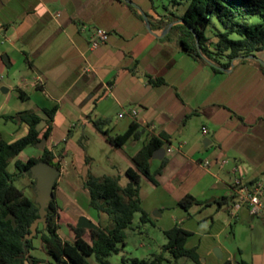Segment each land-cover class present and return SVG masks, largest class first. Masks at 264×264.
Wrapping results in <instances>:
<instances>
[{
	"label": "crops",
	"instance_id": "crops-1",
	"mask_svg": "<svg viewBox=\"0 0 264 264\" xmlns=\"http://www.w3.org/2000/svg\"><path fill=\"white\" fill-rule=\"evenodd\" d=\"M130 1L139 8L126 0H0L1 76L4 71L23 76L19 84L3 88L5 103L14 93L22 105L8 114L0 110V117L33 111L42 116L38 127L43 130L44 109L56 107L45 146L61 165L65 155L77 154L79 171L87 165L88 172L94 157L84 138L96 140L94 132L108 142L94 119L108 120L104 127L116 129L115 134L138 124L137 138L114 147L122 150L118 156L128 162L127 168H135L131 157L151 135H166L162 147L176 150L153 157L151 170L162 167L156 175L159 184L142 178L148 183L141 188V204L153 225L165 237L164 230L177 223L189 230L186 246L196 248L201 264H264V216L253 215L247 205L236 213L231 210L234 167L251 184L264 181V50L256 57L233 59L230 70L216 71L182 50L176 39H168L166 28L151 24L149 30L141 10L154 25L165 13L154 0ZM96 28L109 34L93 47ZM150 77L163 82L152 83ZM134 109L136 118L126 113ZM11 122L13 138L8 142L26 135L29 127ZM78 128L90 130L76 132ZM32 153L24 160L41 156L42 150ZM224 159L228 162L223 165ZM206 160L207 166L202 165ZM57 190L65 202L79 205L59 185ZM186 195L206 203L186 210L179 205ZM82 196L88 204V192ZM178 262L198 264L189 257Z\"/></svg>",
	"mask_w": 264,
	"mask_h": 264
},
{
	"label": "trees",
	"instance_id": "trees-1",
	"mask_svg": "<svg viewBox=\"0 0 264 264\" xmlns=\"http://www.w3.org/2000/svg\"><path fill=\"white\" fill-rule=\"evenodd\" d=\"M130 3V2H129ZM172 6L186 3L184 13L177 14L166 6L156 28H167L171 22L184 20L185 23L174 24L166 34L177 30V40L180 48L189 54L209 63L216 71L229 68L232 60L264 50V0H169ZM132 4V3H130ZM215 19L221 29L215 25ZM210 27L213 34H207ZM152 83H161L162 79L150 77ZM21 97L25 98L21 92ZM56 107L44 109L47 116L45 128L39 129L43 118L33 111L20 112L6 116V119L18 120L28 124L26 135L8 142L0 134V264H92L88 257L94 255L100 264H112L108 259L118 253L121 246L126 245L125 229L133 227L135 215L138 213L140 224H153L152 216L142 207L141 181L143 176L155 184H159L156 175L162 167L154 172L151 162L154 152L162 147L166 135H151L138 152L131 157L135 168L128 167L125 174L129 181L121 185V174H107L97 177L88 172L83 179V187L89 194L88 206L97 212L98 228L90 229V240L85 237L86 228L68 223L70 233L68 238L60 233V206L54 187V198L48 208L47 224H40L37 234L27 239L32 222L39 216V205L35 198L28 196L24 190L15 184L20 177L30 176L31 167L40 160L49 162L61 169V160L57 159L52 148L45 146L39 157L31 156L22 160L19 156L28 146H36L48 138L52 131V123ZM106 119H94L93 123L106 140L115 148H121L132 138H137L138 124L132 122L123 133L112 134L110 128H105ZM14 160V170H10ZM91 158H86V164ZM166 161H163L162 166ZM31 177V176H30ZM31 186L34 179L31 177ZM192 195H186L179 205L189 210L195 204H205ZM167 242L163 244L160 253L149 258H131L134 264H179L181 257H189L201 264L196 248L186 246L191 232L177 223L172 228L164 230ZM40 237L46 248L48 258H42L34 253V239ZM170 254L171 258L166 254ZM125 261V255L123 256ZM224 264H230L225 262Z\"/></svg>",
	"mask_w": 264,
	"mask_h": 264
},
{
	"label": "rangeland",
	"instance_id": "rangeland-1",
	"mask_svg": "<svg viewBox=\"0 0 264 264\" xmlns=\"http://www.w3.org/2000/svg\"><path fill=\"white\" fill-rule=\"evenodd\" d=\"M156 9L163 13L166 12V6L170 8V10H174L177 14H182L185 11L186 3H182L178 6H172L169 3V0H154ZM215 25L221 29L220 23L217 19H215ZM214 27H210L207 30L208 35L213 34ZM170 36L175 38L177 37V30H173L170 32ZM7 70V66H5ZM22 74L17 72L15 75H7V72L4 71L3 75L1 76L0 72V110H5L3 112L10 113L11 109L15 110L18 109V106L22 105V102L17 99L16 95L12 93L11 99L8 103L4 102V98L8 95V93H4L3 88H12L14 85L19 84L22 81ZM33 90L29 91V94H32ZM14 112V111H13ZM116 119L114 116L112 117V121L109 123L110 126H113L114 121ZM13 120L6 121L5 118L0 117V134L6 140H10L13 138L11 134V129L14 127V123L11 122ZM90 129H80L78 128L76 132H88ZM117 132L116 129H111V133L115 134ZM96 140L89 139L85 137L83 140L84 146L89 145V152L94 157L91 161V169L90 173L97 176L102 177L107 174H121V185H126L129 181L128 176L125 174V169L128 166V162L121 159L118 156V153H122V150L116 152L115 148L108 144L105 140L98 138V136L93 132ZM63 145L58 146L60 150ZM45 147V145H44ZM43 147V148H44ZM43 148L36 146H29L25 151L20 154V158L24 160V158L28 154H33L32 151L43 150ZM76 155V157H75ZM73 155L70 153L69 155H65L62 165H61V175L58 178V185L60 188L65 192L66 195L76 199L79 201V205L72 204L71 202H65L62 199V192L56 191V196L58 204L60 206V214L62 218H59V222L61 224L60 233L62 237L68 238L70 229L68 227V223L71 225H76L78 221V217L82 214L88 216L93 221L98 223L97 212L90 208L88 204L84 202V196L86 194V190L83 188V174L85 171V166H83L80 171L78 169L77 163L78 155ZM113 164L116 165V168H113ZM9 169L12 171L15 169L14 167V160L11 161ZM147 180L144 178L142 180V186L145 189L147 187ZM15 184L22 188L24 192L32 197L35 198L36 194L34 192L33 187L31 186V177L30 176H23L20 177ZM82 194V195H81ZM79 195V196H78ZM153 214H156L153 211ZM140 215L137 213L135 215V219L133 222V227H128L125 229L126 235V245L121 246V250L118 253L112 254L108 259L112 264H134L131 262V258L137 257L140 259L149 258L153 254L160 253L162 250V246L164 243L167 242V237L164 236L163 232L160 230L158 225L153 224H140L141 233H138L137 225L139 223ZM85 237L87 240H90V230L87 229ZM35 250L34 253L42 258H48V254L46 248L44 246L43 241L40 237L35 238L34 240ZM125 255L126 260L124 261L123 256ZM167 257L171 258L170 254H166ZM88 260L92 264H100L97 262L94 255L88 257Z\"/></svg>",
	"mask_w": 264,
	"mask_h": 264
},
{
	"label": "water",
	"instance_id": "water-1",
	"mask_svg": "<svg viewBox=\"0 0 264 264\" xmlns=\"http://www.w3.org/2000/svg\"><path fill=\"white\" fill-rule=\"evenodd\" d=\"M133 5L139 6L130 0H126ZM142 15L144 19L146 20L147 27L149 30L152 31L151 23L148 18V15L146 12L141 10ZM176 23H185L184 20H176L174 22H171L168 27L164 30L163 34H166L171 27ZM253 57H256L255 55H250ZM248 56V57H250ZM4 58L6 61H8L7 56L4 55ZM243 58L242 56L236 57L234 59H240ZM233 67V63L231 65V68ZM231 68H223L224 70H230ZM7 90V89H6ZM45 145V138L41 139L37 146L43 148ZM166 152V149L164 147L158 148L154 154L153 157L155 158H162ZM85 171L83 174V177L86 178L88 174V166H85ZM30 176L34 179V185L33 189L36 194L35 201L39 205V216L32 222L30 226V233L26 234L27 239H32L37 234V229L40 224H47V214H48V208L51 204V201L54 198V187L56 184L57 179L59 178L61 174V169L49 162L40 160L37 163H35L30 170ZM77 225L79 227H83L86 229H97L99 226L98 224L93 221L88 216L82 214L78 217Z\"/></svg>",
	"mask_w": 264,
	"mask_h": 264
},
{
	"label": "built area",
	"instance_id": "built-area-1",
	"mask_svg": "<svg viewBox=\"0 0 264 264\" xmlns=\"http://www.w3.org/2000/svg\"><path fill=\"white\" fill-rule=\"evenodd\" d=\"M108 34L109 32L106 29L96 28L93 31V35L91 38V45L93 47H96L99 44L105 42L106 38L108 37ZM126 113L130 115L132 118L137 117V111L135 109ZM123 115L124 113L120 114V116ZM151 129H154V127H151ZM201 131L203 134H207L208 127L203 125ZM166 150L167 152L171 153L174 150H176V148L169 146ZM227 162L228 159H224L222 161V164L224 165ZM208 163H209L208 160H206L204 163L201 164L207 166ZM234 171L236 173V177L234 179V184H233V193L235 198L231 206L232 212L236 213L244 205H247L250 212L253 215L264 216V199H263L264 181L263 180L257 181L251 184L245 180L244 175L241 174L238 167H234Z\"/></svg>",
	"mask_w": 264,
	"mask_h": 264
}]
</instances>
